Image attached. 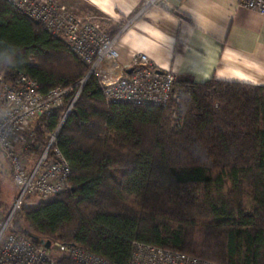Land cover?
Segmentation results:
<instances>
[{"label":"trees","instance_id":"16d2710c","mask_svg":"<svg viewBox=\"0 0 264 264\" xmlns=\"http://www.w3.org/2000/svg\"><path fill=\"white\" fill-rule=\"evenodd\" d=\"M88 71L62 37L0 0L8 83L26 73L47 93ZM172 96L179 102L168 106L110 103L91 76L57 137L71 188L25 204L15 226L112 264H129L136 241L218 264H264V86L177 81ZM69 101L41 119L26 155L43 152Z\"/></svg>","mask_w":264,"mask_h":264},{"label":"built area","instance_id":"2783aa9c","mask_svg":"<svg viewBox=\"0 0 264 264\" xmlns=\"http://www.w3.org/2000/svg\"><path fill=\"white\" fill-rule=\"evenodd\" d=\"M23 14L43 24L54 36L62 37L68 48L88 65L87 75L77 83L39 90L38 82L20 73L16 83H8L0 74V169L10 166L17 196L9 209L0 211V264H61L69 258L79 264H112L108 259L86 251L77 244L60 241L47 247L27 229L15 226L14 219L36 196L46 200L70 189L72 166L57 144L60 128L48 134V144L40 158L31 165L25 156L36 139V126L51 116L70 97L66 113L77 102L87 80L99 79L106 100L115 104L168 106L178 75L161 70L145 53L122 62L112 35L98 16H77L57 0H6ZM239 4L264 14V0H238ZM166 0H142L135 18L151 7H165ZM133 19L126 22L128 26ZM132 69L129 73L128 70ZM53 148V153L50 150ZM129 264H218L181 251L145 242H134Z\"/></svg>","mask_w":264,"mask_h":264},{"label":"crops","instance_id":"0c3cea01","mask_svg":"<svg viewBox=\"0 0 264 264\" xmlns=\"http://www.w3.org/2000/svg\"><path fill=\"white\" fill-rule=\"evenodd\" d=\"M69 2L75 12L104 17L107 30L119 33L115 47L122 62L145 53L159 69L177 73L178 81L264 86V14L238 0H166L165 7L136 18L142 0Z\"/></svg>","mask_w":264,"mask_h":264},{"label":"rangeland","instance_id":"374dc122","mask_svg":"<svg viewBox=\"0 0 264 264\" xmlns=\"http://www.w3.org/2000/svg\"><path fill=\"white\" fill-rule=\"evenodd\" d=\"M57 1L61 4H64L65 6H67L77 16L85 17L88 15L94 14L89 10H85L82 12H75L73 6L69 2L70 0H57ZM96 16H98L100 18V20L103 22L104 26H106L104 23L105 18L99 16L98 14H96ZM44 149H43V151H44ZM42 153L38 154V153L34 152V153H32V155H29V156L25 155V156L29 160V163L32 165L40 158ZM0 190H1V201L3 204L0 206V211L5 210V209L7 210V209H9V207L13 203L15 197L17 196V188H16L15 183L13 181V174H12L10 166L8 164H6V167H4L3 170L0 169ZM39 202H40V199H38L36 196H33L30 199H27L26 204L28 206H37Z\"/></svg>","mask_w":264,"mask_h":264},{"label":"water","instance_id":"95a60500","mask_svg":"<svg viewBox=\"0 0 264 264\" xmlns=\"http://www.w3.org/2000/svg\"><path fill=\"white\" fill-rule=\"evenodd\" d=\"M131 70L132 69H129L128 72L130 73ZM68 115H69V113H66L65 114V116H64V118H63V120H62V122H61V124L59 126L60 129L62 128V126H63V124H64V122H65V120H66V118H67ZM47 147L49 148L50 147V144H48ZM42 242H44L47 247H49L51 245V240H47V241L46 240H42Z\"/></svg>","mask_w":264,"mask_h":264}]
</instances>
